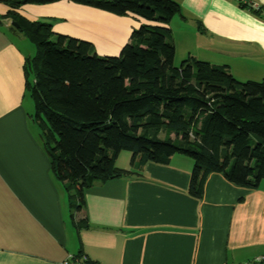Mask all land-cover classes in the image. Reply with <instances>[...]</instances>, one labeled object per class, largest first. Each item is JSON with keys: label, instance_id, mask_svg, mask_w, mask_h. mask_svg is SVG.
<instances>
[{"label": "crops", "instance_id": "crops-1", "mask_svg": "<svg viewBox=\"0 0 264 264\" xmlns=\"http://www.w3.org/2000/svg\"><path fill=\"white\" fill-rule=\"evenodd\" d=\"M168 1L182 8L170 22L176 52L228 66L247 81L264 79V0H247L248 6ZM7 12L0 4V16ZM19 12L91 43L100 57L118 56L145 23L69 1ZM28 42L7 22L0 25V264H64L70 257L94 264H250L264 258V181L250 190L210 174L197 199L189 194L194 161L180 154L168 165L147 162L139 176L130 163L114 164L132 173L86 189L73 220L33 121L24 62L36 49ZM252 92L259 94L256 87ZM81 216L86 222L78 226Z\"/></svg>", "mask_w": 264, "mask_h": 264}, {"label": "trees", "instance_id": "trees-1", "mask_svg": "<svg viewBox=\"0 0 264 264\" xmlns=\"http://www.w3.org/2000/svg\"><path fill=\"white\" fill-rule=\"evenodd\" d=\"M61 1L145 23L133 30L118 56L100 57L91 43L57 34L51 24L19 12L26 5ZM0 4L8 8L0 25L7 22L11 32L36 49L24 62L25 88L73 220L81 214L86 189L132 173L114 166L122 152L132 153L131 168L138 176L147 162L168 165L176 154L191 158L189 194L197 199L210 174L236 187L259 189L264 181V79L241 82L228 66L191 56L176 68L170 22L181 15L180 6L168 0ZM85 222L81 216L76 224Z\"/></svg>", "mask_w": 264, "mask_h": 264}, {"label": "rangeland", "instance_id": "rangeland-1", "mask_svg": "<svg viewBox=\"0 0 264 264\" xmlns=\"http://www.w3.org/2000/svg\"><path fill=\"white\" fill-rule=\"evenodd\" d=\"M246 1L247 0H244V2L243 1H239V2L243 6ZM246 5L247 6L249 5L248 4V1H247V4ZM178 6H180V5H178ZM180 8H181V6H180ZM181 10H182V8H181ZM262 16L264 18V12L262 13ZM28 43H31V42H28ZM183 55H184V53H182L181 49H178L177 52H176V56H175V67L176 68H179L182 65V62L188 58V57H184ZM234 74H235V78L237 80H239L241 82H247V79H246L247 77H245V75H242L241 73H237L236 71H234ZM131 159H132V153H130V152H122L121 155H120V157H119V159L115 161V166L116 167H118V166H124L125 162L130 163V165H131ZM262 264H264V263H262Z\"/></svg>", "mask_w": 264, "mask_h": 264}, {"label": "built area", "instance_id": "built-area-1", "mask_svg": "<svg viewBox=\"0 0 264 264\" xmlns=\"http://www.w3.org/2000/svg\"><path fill=\"white\" fill-rule=\"evenodd\" d=\"M238 1H243L244 0H238ZM247 4V1L245 2V5ZM264 262V258L257 259L255 262L252 264H262ZM64 264H88L87 259L84 257H70Z\"/></svg>", "mask_w": 264, "mask_h": 264}, {"label": "water", "instance_id": "water-1", "mask_svg": "<svg viewBox=\"0 0 264 264\" xmlns=\"http://www.w3.org/2000/svg\"><path fill=\"white\" fill-rule=\"evenodd\" d=\"M12 24H13V26L18 27V24H16V23H12Z\"/></svg>", "mask_w": 264, "mask_h": 264}, {"label": "clouds", "instance_id": "clouds-1", "mask_svg": "<svg viewBox=\"0 0 264 264\" xmlns=\"http://www.w3.org/2000/svg\"><path fill=\"white\" fill-rule=\"evenodd\" d=\"M260 259H261V258H260ZM255 261H256V260H255ZM255 261H254V262H255ZM263 263H264V262H263ZM250 264H252V263H250Z\"/></svg>", "mask_w": 264, "mask_h": 264}]
</instances>
